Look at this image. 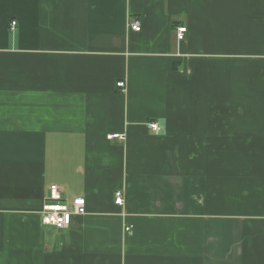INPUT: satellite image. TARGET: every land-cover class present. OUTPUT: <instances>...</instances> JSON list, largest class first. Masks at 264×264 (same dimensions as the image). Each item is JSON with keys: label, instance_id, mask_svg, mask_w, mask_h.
<instances>
[{"label": "crops", "instance_id": "crops-1", "mask_svg": "<svg viewBox=\"0 0 264 264\" xmlns=\"http://www.w3.org/2000/svg\"><path fill=\"white\" fill-rule=\"evenodd\" d=\"M0 264H264V0H0Z\"/></svg>", "mask_w": 264, "mask_h": 264}, {"label": "built area", "instance_id": "built-area-1", "mask_svg": "<svg viewBox=\"0 0 264 264\" xmlns=\"http://www.w3.org/2000/svg\"><path fill=\"white\" fill-rule=\"evenodd\" d=\"M17 24L16 20L11 21L12 29ZM134 30H140L141 25L139 21L131 23ZM188 28L186 25H179L176 28V37L178 40H184ZM118 87H121L122 91L126 89L125 80L117 82ZM149 126L156 132H159L161 126L158 122H151ZM113 137H121L120 134H111ZM114 202L118 205L124 203V193L122 190H116L114 194ZM86 213V199L84 196H75L71 199L65 198L62 193V188L58 184H52L50 191L45 199V203L41 210L42 221L46 225L54 226L57 229H64L70 226L73 216ZM126 231L130 230V227L125 228Z\"/></svg>", "mask_w": 264, "mask_h": 264}]
</instances>
